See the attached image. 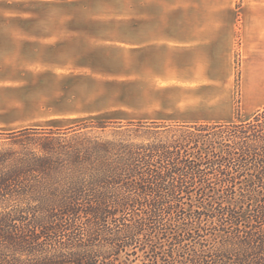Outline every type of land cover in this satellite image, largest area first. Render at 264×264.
<instances>
[{"label": "trees", "instance_id": "obj_1", "mask_svg": "<svg viewBox=\"0 0 264 264\" xmlns=\"http://www.w3.org/2000/svg\"><path fill=\"white\" fill-rule=\"evenodd\" d=\"M0 264H264V108L0 132Z\"/></svg>", "mask_w": 264, "mask_h": 264}, {"label": "crops", "instance_id": "obj_2", "mask_svg": "<svg viewBox=\"0 0 264 264\" xmlns=\"http://www.w3.org/2000/svg\"><path fill=\"white\" fill-rule=\"evenodd\" d=\"M18 2L0 21V126H18L5 132L70 116L224 123L264 108V0H76L108 19L55 26L48 0ZM134 5L144 20L117 19Z\"/></svg>", "mask_w": 264, "mask_h": 264}, {"label": "rangeland", "instance_id": "obj_3", "mask_svg": "<svg viewBox=\"0 0 264 264\" xmlns=\"http://www.w3.org/2000/svg\"><path fill=\"white\" fill-rule=\"evenodd\" d=\"M9 1H14V0H0V21L5 22V21H12V20H16L14 19L15 16H13V11H17V12H21L24 11V8H20L21 4H18L20 2H18V0H15L14 3L15 4V8L13 7L14 4H12V2ZM50 4H52L51 8H46V10L41 13V15L44 18V13L47 14V20L52 21L54 26L60 22H65V21H80V20H107L109 15H107V13H109L108 11L102 15H99V11H95L96 9V4H92L89 7H87L86 10L83 9L82 7V3L77 2L76 4L71 2V1H76V0H48ZM87 2L91 1V0H86ZM92 3V2H91ZM87 4V3H86ZM85 4V6H86ZM138 5H134V12L133 13H121V14H116L118 15V20L119 17H127V19H130L131 17L134 20H144V13H140V8L136 7ZM86 8V7H85ZM98 10V9H97ZM106 14V15H105ZM4 15V16H3ZM51 15V19L49 18ZM100 16V17H98ZM102 16V18H101ZM113 18V17H112ZM19 19V18H17ZM44 20V19H43ZM58 32H60V29H58V31H56L57 35L55 37H58ZM91 88V87H88ZM236 114H241L239 109H236L235 111V117ZM55 115V112H54ZM252 115V114H251ZM243 118H247L250 115L247 116H242ZM53 121H59L60 119H56V117H54V119H52ZM89 120H94V121H98L101 119L98 118H88V117H82V118H75L70 116L67 117V119H62L60 121H69L74 123L71 126L74 125H78L81 124L83 122L89 121ZM38 121H40L38 119ZM44 121V120H42ZM171 124V123H168ZM71 126H66V125H43L40 127H34V128H67V127H71ZM18 126H0V132H5L7 130H11V129H15Z\"/></svg>", "mask_w": 264, "mask_h": 264}]
</instances>
